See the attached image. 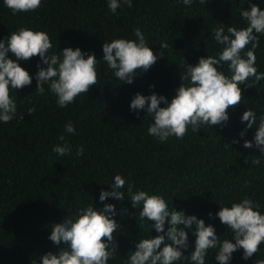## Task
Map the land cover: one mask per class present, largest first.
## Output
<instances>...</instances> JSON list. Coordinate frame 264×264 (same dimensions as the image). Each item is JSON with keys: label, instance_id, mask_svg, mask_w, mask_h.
<instances>
[{"label": "trees", "instance_id": "1", "mask_svg": "<svg viewBox=\"0 0 264 264\" xmlns=\"http://www.w3.org/2000/svg\"><path fill=\"white\" fill-rule=\"evenodd\" d=\"M252 3L264 8V0ZM247 7L246 0H207L205 6L198 0L192 6L178 0H133L132 8L124 6L112 14L106 0H44L35 12L12 15L0 0V38L21 26L44 30L52 50L80 47L94 52L99 60L105 39L134 38L133 28L140 27L158 55L131 84H122L101 65L97 85L67 108L57 107L55 97L47 91L37 94L34 78L31 85L17 90V117L0 123V264H32V260L39 264L41 255L57 252L60 246L54 247L47 239L51 225L90 202L87 194L96 207L112 203L117 211L123 206L138 218L139 208L135 210L129 200H99L101 188L111 189L97 181L110 183L117 173L131 180L135 188L158 192L169 204L173 201L177 210L213 224L221 239L225 238V225L208 215L219 210L218 203L229 205L248 195L264 211V156L261 166L252 164L259 150L244 148L239 137L244 129L239 118L245 110L254 108L258 119L264 114V80L242 92V102L235 110L228 109L226 126L189 131L181 140L154 139L147 134L151 118L143 110L137 115L129 108L137 92L149 95L154 91L171 100L182 83L180 74L186 61L195 65L199 57L220 50L210 35L216 23L244 27L239 11ZM161 42L169 47L162 49ZM255 54L258 71H264V36ZM38 59L35 56L20 63L31 75L37 71ZM32 107L36 111L29 114ZM68 120L76 128L74 134H64L73 153L60 157L52 147L64 143L59 136ZM254 132L255 128L248 129L244 139L251 140ZM234 139L239 142L233 143ZM79 145L84 146V154L78 157L75 150ZM115 219L123 225L114 233L119 235L120 256L109 264H123V256L134 250L140 228L132 216ZM148 232L147 224L141 222V235ZM152 235H157L154 229ZM193 240L189 233V242ZM213 251L206 264H216ZM241 251L233 253L232 264H253L256 254L245 261ZM258 256L264 259V252Z\"/></svg>", "mask_w": 264, "mask_h": 264}, {"label": "clouds", "instance_id": "2", "mask_svg": "<svg viewBox=\"0 0 264 264\" xmlns=\"http://www.w3.org/2000/svg\"><path fill=\"white\" fill-rule=\"evenodd\" d=\"M43 2L3 0V5L11 10L12 15H17L35 12ZM178 2L192 6L197 0ZM198 2L205 6L207 0ZM246 2L248 7L239 11L245 21L244 27L216 23L218 26L211 30V38L220 46L215 55L199 57L195 65L183 58L186 64L180 74L182 83L174 90L171 100L154 91L149 95L135 93L129 108L137 115L143 110L151 118L148 135L166 142L170 137L181 140L189 131L198 133L205 127L226 126L230 119L228 109L235 110L242 102V92L264 80V71H258L256 66L255 54L260 37L264 36V8L252 0ZM106 6L112 14H118L117 10L124 6L132 8L133 0H106ZM132 36L134 38L105 39L103 56L99 60L94 52L83 51L80 47L59 48L58 52L52 50L53 43L44 30L21 26L0 38V123L7 124L17 117V90L31 85L33 78L35 92L39 95L49 92L59 108H67L76 102L77 97L86 95L91 86L97 85L101 65L104 72L111 71L122 84L133 83L137 75L146 72L156 62L158 55L154 54L140 27L133 28ZM160 47L167 49L169 44L161 42ZM35 56L39 57L37 71L30 75L20 62ZM154 87L149 85L150 89ZM27 111L31 114L36 109L32 107ZM256 112L254 108H248L241 114L239 119L244 129L239 132V137L244 148L259 150V155L251 163L261 166L264 114L258 119ZM253 128L252 139H244L247 130ZM75 132L74 123L68 120L59 136L64 143L54 145L52 152L60 157L72 155L73 146L65 141L64 134ZM238 142L233 140V143ZM83 154L84 146H76L75 155ZM97 183L106 184L111 189L101 188V202L108 198L120 202L129 200L135 210L139 208L138 218L135 212L128 213L123 206L117 211L112 203L96 207L86 193L90 202L51 225L47 239L54 247H60L55 253L49 251L41 255L39 264H109L110 260L120 256L119 235L114 233L123 225L115 219L117 216L121 219L132 216L140 228L134 250L123 256L126 257L123 264H206L210 250H214L212 256L214 254L216 264H232L233 253L241 250L242 260L247 261L256 254L253 264H264V259L258 256L264 252V211L261 204L248 195L230 202V206L218 203L219 210L208 213L209 217L214 215L225 225L222 235L225 238L221 239L213 224H206L203 218L187 214L182 209L177 210L173 201L169 204L158 192L135 188L134 183L120 173L115 174L110 183ZM141 222L147 224V235H141ZM153 229L157 233L155 236L152 235ZM189 233L194 237L191 243ZM229 234L231 238H227ZM186 250H189L187 255ZM32 264L38 262L32 260Z\"/></svg>", "mask_w": 264, "mask_h": 264}]
</instances>
